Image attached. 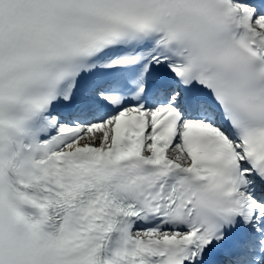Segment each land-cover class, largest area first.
<instances>
[{
    "label": "snow or ice",
    "instance_id": "1",
    "mask_svg": "<svg viewBox=\"0 0 264 264\" xmlns=\"http://www.w3.org/2000/svg\"><path fill=\"white\" fill-rule=\"evenodd\" d=\"M0 264H264V0H0Z\"/></svg>",
    "mask_w": 264,
    "mask_h": 264
}]
</instances>
